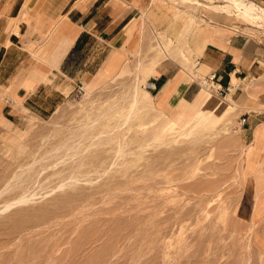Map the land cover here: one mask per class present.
<instances>
[{
  "label": "rangeland",
  "instance_id": "1",
  "mask_svg": "<svg viewBox=\"0 0 264 264\" xmlns=\"http://www.w3.org/2000/svg\"><path fill=\"white\" fill-rule=\"evenodd\" d=\"M215 4L150 0L143 60L0 122V264H264V137L244 141L235 105L204 108L235 100L163 113L147 87L153 57L194 67L210 17L256 24Z\"/></svg>",
  "mask_w": 264,
  "mask_h": 264
},
{
  "label": "crops",
  "instance_id": "2",
  "mask_svg": "<svg viewBox=\"0 0 264 264\" xmlns=\"http://www.w3.org/2000/svg\"><path fill=\"white\" fill-rule=\"evenodd\" d=\"M247 1L264 7V0ZM225 4L215 7L224 10ZM149 6L150 0H0V122L35 107L53 109L76 88H93L143 60L156 34L147 26ZM250 23L256 24L210 17L198 34L190 69L146 58L160 111L194 101L203 90L199 77L211 71L223 84L240 79V88L226 100H235L229 102L240 119L245 117L239 121L244 141L259 145L264 137V28L260 21Z\"/></svg>",
  "mask_w": 264,
  "mask_h": 264
},
{
  "label": "bare ground",
  "instance_id": "3",
  "mask_svg": "<svg viewBox=\"0 0 264 264\" xmlns=\"http://www.w3.org/2000/svg\"><path fill=\"white\" fill-rule=\"evenodd\" d=\"M213 6H215V5H213ZM222 8L225 9V10H229L230 8H235L237 10V14L239 16H241V18H243L244 20H246L248 22H256V21H260L261 23L264 22V7H260V6L256 5V4H254L253 2H250V1H247V0H228V2L224 6H222ZM203 90H205V92L207 94L212 96L211 93L208 90H206V89H203ZM229 106L231 107L232 105H231L230 102H227L225 105L218 104L216 106L204 107V108L205 109H209L210 111L211 110H221V112H226L228 110ZM79 164H81V163L79 162L77 166H79ZM77 174L79 176V173H77ZM75 177H77V175ZM75 179L73 178V180H75ZM77 180H79V179H76V181ZM61 185H63V184H61ZM24 197L17 198L16 202L25 201ZM11 204L12 203H8L7 206H9Z\"/></svg>",
  "mask_w": 264,
  "mask_h": 264
},
{
  "label": "built area",
  "instance_id": "4",
  "mask_svg": "<svg viewBox=\"0 0 264 264\" xmlns=\"http://www.w3.org/2000/svg\"><path fill=\"white\" fill-rule=\"evenodd\" d=\"M199 84L202 88L208 90L210 93L226 100L231 92L240 88L239 82H227L223 84L217 72L211 71L205 75L199 77ZM154 80L147 82V87L155 88ZM76 91L81 92V87H78ZM245 122V117L240 119V123Z\"/></svg>",
  "mask_w": 264,
  "mask_h": 264
}]
</instances>
